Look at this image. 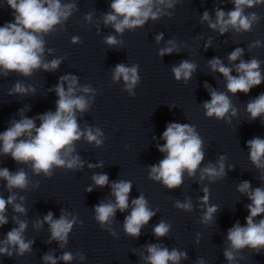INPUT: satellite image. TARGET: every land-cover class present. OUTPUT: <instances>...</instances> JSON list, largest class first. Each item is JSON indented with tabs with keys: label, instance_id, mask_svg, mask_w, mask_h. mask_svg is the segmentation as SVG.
Segmentation results:
<instances>
[{
	"label": "water",
	"instance_id": "1",
	"mask_svg": "<svg viewBox=\"0 0 264 264\" xmlns=\"http://www.w3.org/2000/svg\"><path fill=\"white\" fill-rule=\"evenodd\" d=\"M111 2L60 0L62 5H75L71 15L49 33L38 34L44 40L42 60H60L56 70L45 71L41 66L25 76L19 72L5 75L0 69V133L25 117L34 119L39 127L40 116L56 111L59 97L55 86L65 75L77 77L74 95L88 101L85 111L75 110L79 130L99 129L102 133L99 146L88 142L85 136L71 145L74 151L68 159L79 156L82 168L53 165L50 178L42 172L35 174L31 162L17 163L10 155L0 153V169L7 168L11 173L23 170L28 179L26 188L9 191L7 181L0 178V196L7 200L15 195L14 204L26 210L15 212L13 204L7 205L8 223L0 226V241L6 239L7 232L19 227L18 220L27 224L23 232L25 242H33L30 252L23 256L10 249L13 255L0 256V264H45L44 255L59 258L65 252L72 253L73 259H57V264H147L144 258L152 244L186 252L187 259L182 258L179 264H199L201 260L203 264H229L224 256L226 249L235 256L231 264H264V249L235 250L227 240L228 229L234 224L246 226L247 205L252 203L247 194L237 190L238 186L248 181L252 189L264 188V168L258 169L251 162L247 146V141L254 137L264 139V114L252 120L247 111V104L264 94V81L248 94L233 95L226 87V78L209 65L210 60L219 58L236 76L235 66L241 60L256 58L261 61L264 76V5L245 9V14L255 12L260 17L250 32L237 33L230 28L221 35L202 20L205 11L214 22L216 9L233 10L231 0H174L171 8L155 5L154 11L162 10L155 21L150 18L143 26L117 33L112 25L104 23V16L112 11ZM13 21V10L5 0L2 26ZM161 33L163 39L157 42ZM74 36L80 37V44L71 42ZM108 36H114L118 43L106 44ZM170 40L176 50L161 56L159 50L168 47ZM257 40L261 41L260 46L250 48ZM237 47L243 49V55L230 62L228 55ZM184 60L194 63L196 68L187 81H177L172 68ZM117 64L139 66L140 79L131 90L134 96L129 95L123 78L112 79ZM16 83L29 91L10 95ZM84 87L90 91L84 92ZM64 88L67 91V82ZM212 90L225 93L231 101L232 107L220 120L205 115L203 104L210 101ZM170 123L194 126L204 152L195 174L190 177L185 170L183 183L173 189L149 178L151 166L158 165L167 155L158 146L165 143L161 137ZM221 156L225 157L223 178L213 180L205 176L201 180V170L210 164L218 169ZM95 175H107L108 183L97 186ZM122 180L132 185L129 207L123 212L117 209L101 228L95 220V207L102 202L115 204L112 185ZM204 188L209 189L207 202L202 199ZM141 195L155 215L142 226L140 235L133 237L125 232L124 221L134 207L132 201ZM177 202H190L191 210L175 207ZM212 205L217 211L211 221L204 222L207 207ZM48 212L53 213L54 220L62 214L69 220L75 219L63 247L50 240V225L43 222ZM260 219H264V214L254 218L256 222ZM37 222H41L40 226ZM160 222L170 227L165 236L157 238L153 229Z\"/></svg>",
	"mask_w": 264,
	"mask_h": 264
},
{
	"label": "clouds",
	"instance_id": "2",
	"mask_svg": "<svg viewBox=\"0 0 264 264\" xmlns=\"http://www.w3.org/2000/svg\"><path fill=\"white\" fill-rule=\"evenodd\" d=\"M234 9L225 12L223 9H216L215 21L213 22L209 13L205 11L202 16L203 21L208 22L209 28L218 30L221 35L234 29L237 33L250 32L253 24L257 23L260 17L251 12L245 14L246 8H254L264 5V0H231ZM174 0H112L110 13L104 16L105 25H112L117 33H122L126 28L134 29L143 26L150 18L158 19L161 9L155 5H163L167 8L173 7ZM6 4L13 10L14 21L7 22L0 27V69L4 70V74L8 72H19L25 76L33 74L34 69L41 66L45 71H54L58 68L60 60L54 59L50 63L42 60L44 52V40L38 34L49 33L53 27L61 20H67L71 15L74 4L60 3V0H6ZM47 5V6H45ZM122 17V19H121ZM163 39V34L156 37L157 42ZM73 44H80V37H72ZM108 45H116L118 42L114 36L105 38ZM261 41H255L251 47L260 46ZM168 47L159 50L161 56L171 54L176 50L173 41H168ZM208 45H205L207 47ZM243 55V49L237 47L228 55L230 62L238 60ZM260 64L256 58L245 62L241 60L235 66L238 75H231L232 69L226 67L219 58H213L209 61L211 69L222 74L227 80V89L233 95L237 93L248 94L250 90L259 86L264 81L260 71ZM138 65L134 64L127 67L124 64H117L112 79L118 81L121 78L126 82V89L129 95L134 96L132 88L137 84L140 77L138 75ZM196 65L187 60L182 61L178 66L172 68L175 79L179 81L183 78L187 81L194 72ZM60 83L55 86V92L59 99L56 101V111L46 112L39 117L41 123L36 127L35 120L22 118L13 122L9 128L0 133V153L10 155L17 163L31 162L35 174L44 173L46 178L53 175L52 166L67 167L68 169L82 168L83 162L79 156L68 159L70 153L74 151L71 147L74 141L81 136H85L88 142H95L97 146L102 143L99 139L102 133L99 129L95 132L88 128L84 132L79 130L75 110L85 111L88 101L83 96H75L74 90L77 84V77L65 75L60 78ZM64 82L68 83L67 91L64 88ZM207 87V85H206ZM28 88L22 84L16 83L10 91L13 93H27ZM84 92H89L88 87L83 88ZM211 99L203 104L206 110L205 115L209 118L215 116L217 120L223 119L225 114L232 107L231 101L223 92L210 91ZM247 111L250 113L252 120L257 119L264 114V94L259 95L255 100L247 104ZM233 115L235 111L233 110ZM35 133V134H33ZM165 141L159 147L161 153H166L158 165L151 166L150 179L162 181L169 189L179 187L182 181V175L187 170L191 177L195 174L198 166L204 158L202 151V139L197 134L195 127L189 124L170 123L161 137ZM249 148V158L251 162L259 169L264 168V139L254 137L247 141ZM62 150H64L62 152ZM225 157L221 156L219 160V168L211 164L201 170V180L207 176L210 179H221L225 175V165L223 163ZM92 167V165H89ZM0 178L7 181L9 191L13 188L24 189L27 187V173L23 170L11 173L7 168L0 169ZM95 184L104 187L108 183L107 175L93 176ZM130 181H119L112 185V195L115 197V204L100 203L95 207V220L99 222L101 228L106 222H110L109 218L115 215L117 209L121 212L128 207V198L131 191ZM242 194H247L251 204L247 205L249 215L246 217V226H241L239 222L234 224L227 232V240L231 244V249L240 250L245 247L259 252L264 249V219L259 222L254 220L255 217L264 214V188H251L248 181L242 182L237 189ZM92 191L91 188L88 189ZM205 195L202 199L207 202L209 199V189L204 188ZM15 195H10L7 200L0 196V226L8 223L5 216L8 204H13L15 212L24 213L26 210L20 204H14ZM132 211L130 215L125 217L124 230L133 237H138L142 226L146 225L155 213L147 207V200L143 195L132 201ZM175 207L184 210H191V203L177 202ZM217 211L215 205L207 207V211L203 216L204 222L211 221L213 214ZM16 220V218H13ZM18 228H13L7 232L6 239L0 241L3 246L0 247V256L11 257L13 251L16 250L17 256H23L24 253L30 252L32 241L25 242L23 232L27 228V224L23 221H16ZM43 222L50 225V240L60 242L63 247L67 243V237L71 231L75 219L69 220L66 214H62L59 219H53V213L48 212L43 217ZM41 222H37L40 226ZM170 225L160 222L153 231L157 238L165 236L169 231ZM148 255L144 258L147 264H179V261L187 259L186 252H179L175 249L169 251L166 247L156 244L147 247ZM225 258L229 264L235 259L232 250L226 249ZM57 259L70 262L73 259L72 253L65 252L61 257L57 258L52 254H46L43 257L45 264H57ZM81 259H84L81 256ZM203 264V260L199 261Z\"/></svg>",
	"mask_w": 264,
	"mask_h": 264
}]
</instances>
